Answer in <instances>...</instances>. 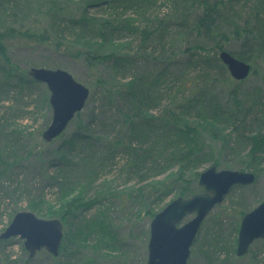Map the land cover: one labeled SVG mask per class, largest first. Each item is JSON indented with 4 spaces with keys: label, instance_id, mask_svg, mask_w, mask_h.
Returning <instances> with one entry per match:
<instances>
[{
    "label": "rangeland",
    "instance_id": "obj_1",
    "mask_svg": "<svg viewBox=\"0 0 264 264\" xmlns=\"http://www.w3.org/2000/svg\"><path fill=\"white\" fill-rule=\"evenodd\" d=\"M88 1L0 0V34H4L1 42L7 54V61L0 54V234L19 212H31L40 219L61 221L67 210L69 213L78 210L68 208L74 204V199L79 198L78 207L94 202L88 210L77 213L76 218L67 216L63 220L64 241L58 257L41 250L30 259L23 240L15 237L0 241V264H146L151 218L143 214L138 216V200L135 198L139 188H144L143 194L146 195L147 185L165 180L166 174L142 182L136 178L124 186L123 180L116 179V170L108 172L107 169L108 173L91 183L86 169L92 167L95 157L104 159L103 150L108 142L125 132L121 115L126 111L123 103L129 83L137 82L135 86L139 87V95L144 90L140 87L148 88L151 84L156 87L155 97L160 106L145 110L152 116L169 108L165 100L169 93L184 89L181 83L195 76H199V81L205 85L203 88L209 95H216L225 108L235 109V104L229 100L231 90L239 93L241 102L247 106L254 99L264 98V47L259 43L251 54L245 55L249 58L247 63L251 71L243 81H234L226 69L224 71L218 66L209 70L198 60L189 62L192 55L214 54V51L211 41L188 30L196 10L185 2L187 0H153L146 4L138 1L128 10H125L126 6L118 7L114 15L117 18L125 13L124 17L134 19L135 25L141 28L146 21H154L155 18L165 21L174 41L164 50L144 47L140 30L134 34L132 26L122 24L115 25L117 29L112 38L101 40L85 37L72 26L64 32L63 39L52 38L54 41L46 44L32 42L23 36V33L33 31H48L52 36L49 26L57 13L72 21L82 14L88 18L100 15L109 18L113 14L110 10L100 9V5H104L101 0H93L94 3L101 2L98 6L86 7L85 2ZM259 1L236 0L232 8L227 9L226 6L221 9L227 31L229 24L237 22L240 31L255 34L256 23L262 15L256 9ZM181 6L185 9L183 14ZM231 39L233 35L228 46L231 50L240 51L241 45ZM110 53L118 58L113 60L115 64L111 61L95 64L92 60L93 55ZM45 66L67 71L90 92L82 111L62 135L50 143L42 138L52 118L50 93L44 84L28 75L31 67ZM92 116L97 120L93 121ZM219 121L205 125L192 121L194 125L201 126L196 139L197 148L212 152L214 156L221 144L212 135L224 129L226 124H218ZM254 129L246 127V130ZM74 140L79 143L72 146L71 141ZM236 146L243 149L238 144ZM226 157L229 160L233 158L227 153ZM232 161L229 167L219 169L238 170L232 164L236 160ZM207 167L206 164L197 171ZM60 173L68 178L64 186L53 179ZM176 197L175 193L172 194L164 204ZM263 200L264 166L258 170L252 185L233 187L205 217L190 249L187 264H264L262 240L255 241L246 255H236L242 214ZM192 217L188 216L183 222ZM106 232L110 234L106 242L109 247L101 245L105 240L100 237L102 233L105 237Z\"/></svg>",
    "mask_w": 264,
    "mask_h": 264
},
{
    "label": "trees",
    "instance_id": "obj_2",
    "mask_svg": "<svg viewBox=\"0 0 264 264\" xmlns=\"http://www.w3.org/2000/svg\"><path fill=\"white\" fill-rule=\"evenodd\" d=\"M138 1L144 4L153 2V0H101L104 5H100V9L103 8V10L113 12L109 18L101 15L98 18H88L86 14H82L72 21L62 13L61 15L57 13L49 26L53 37L49 35L48 31L43 33L37 31L27 32L23 33V36L32 42L46 44L54 41L52 38L55 40L57 38L63 39L64 32L72 26L73 30L80 31L85 37L90 36L101 40L112 38L117 29L115 25L122 24L132 26L131 29L135 32L134 34L139 33L140 30L139 36L144 47H151L155 51H159L160 49L164 50L169 44L172 45L174 40L168 32V26L160 18H155L157 21H146L144 27L141 28L135 25L134 19L124 17L125 13L120 14L117 18L114 16L119 9L118 7L126 6L125 10H128ZM185 2L190 3L191 8L196 10L191 16V25L188 30L204 40L211 41L214 51V54L192 55L189 62L198 60L199 64H204L209 70L218 66L225 71V66L218 58L220 51H228L237 59L247 62L249 58H246L245 55L251 54L258 45L257 43L264 47V0H260L258 5L256 4V9L261 11L262 15L256 23L258 28L255 34L240 31L237 22L229 24L227 31L221 9L226 6L227 9L232 8V3L236 5V0H187ZM100 3L89 0L85 2V6H98ZM180 9H182L181 14H183L185 9H183V6ZM231 35H233L231 40L241 45L240 51L231 50L228 46ZM2 38H4V34H0V54L3 60L7 61L6 47L1 42ZM116 59L118 58L114 53L92 56L93 62H96L95 64L110 61L114 63L113 60ZM44 68L48 69L46 66ZM136 83L131 82L127 85V98L123 103L126 111L121 115L125 132L122 136L118 135L108 142L107 147L103 150L105 153L104 159L95 157L92 167H86L88 170L87 177L90 178L91 183L112 170H116V179L123 180L122 184L124 186H127L129 182L136 178L142 182L145 179H154L166 174L165 180L147 185L146 195L143 194L144 188L137 190L138 195L135 199L138 200L136 204L138 216L143 214L152 219L165 206V200L172 194L175 193L177 197H189L199 193L200 188L197 186V180L200 172L197 170L201 166L207 164L208 167L215 166L218 169L224 166L229 167L233 162L232 160L235 159L236 162L232 163L235 168L250 171L257 177L258 170L264 166V98L261 100L254 99L252 104L250 103L247 106L246 103L241 102L238 96L239 93L231 90L229 100L231 99L235 104V109L225 108L216 95H209L208 90L203 88L205 85L199 81V76H195L192 80L188 81L186 79L181 83L184 89L169 93L165 98L169 108L152 116L145 110L151 111V109L160 106L157 105L158 100L155 97L156 87L152 84L148 88L140 87L144 90L139 95L137 90L139 87L135 86ZM113 111L116 112V109ZM95 117L92 116L93 121L97 120ZM194 120L204 125L206 123L215 124L219 120L221 122H217L218 124L226 123L224 124L225 128L218 132L219 134L212 135L214 140L221 144L215 156L212 152L206 153L203 152L202 148H197L196 139L199 136L198 130L201 126L194 125L192 123ZM250 126L255 129L246 130V127ZM233 140L236 142L233 143ZM76 143H79V141H71L72 146ZM236 144L243 147V149L240 150ZM226 153L233 156V158L229 160ZM59 175H55L53 179L59 180L60 186L66 185L68 183L67 176L63 173ZM77 201H79V198L74 199V204L68 208L78 210L72 213L67 210L68 213L64 216V219L67 216H71V219L76 218L77 213L81 214L83 211L88 210L94 203L87 202L82 207H78L79 203L77 204ZM79 209L82 210L79 211ZM64 219L61 220L62 224ZM201 229L202 227H200ZM108 234L109 232H106L104 237V233H102L100 237L105 240L101 243L104 247H109V243H106ZM63 241L64 236L62 243ZM61 248L59 255L61 254Z\"/></svg>",
    "mask_w": 264,
    "mask_h": 264
},
{
    "label": "water",
    "instance_id": "obj_3",
    "mask_svg": "<svg viewBox=\"0 0 264 264\" xmlns=\"http://www.w3.org/2000/svg\"><path fill=\"white\" fill-rule=\"evenodd\" d=\"M218 58L234 81H243L250 75V65L230 52L220 51ZM28 75L44 84L50 93L52 118L42 133L43 140L50 143L82 111L90 92L71 74L59 68L31 67ZM255 181V174L250 171L218 169L215 166L201 171L197 180L201 192L172 199L150 220L146 264H187L190 249L205 217L233 187L249 186ZM188 216L193 217L184 223ZM63 236L60 220H45L31 212H19L0 234V241L18 237L23 240L29 258L41 250L57 257ZM257 240L264 241V200L243 215L237 234L236 255H246Z\"/></svg>",
    "mask_w": 264,
    "mask_h": 264
}]
</instances>
